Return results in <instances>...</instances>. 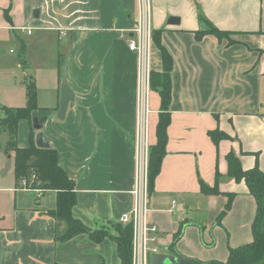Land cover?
I'll list each match as a JSON object with an SVG mask.
<instances>
[{
	"label": "crops",
	"instance_id": "obj_1",
	"mask_svg": "<svg viewBox=\"0 0 264 264\" xmlns=\"http://www.w3.org/2000/svg\"><path fill=\"white\" fill-rule=\"evenodd\" d=\"M148 6L150 71L140 99L138 62L127 46L138 20L137 0H0V44L2 32L13 38L26 32L21 53L30 47L44 56L45 42L57 36L56 84L53 79L41 92L23 74L34 84L49 145L74 182L72 216L94 229L120 221L132 206L138 116L149 147L156 140L160 96L151 74L161 73L163 62L152 33L160 31L172 68L165 152L148 190V219L157 227L152 244L155 253L225 261L229 248L253 241L256 213L244 180L228 175L226 155L232 152L244 170L257 163L264 173V0H148ZM171 16L179 23L168 24ZM206 21L231 32L234 42L210 33L196 40ZM0 60V66L13 65L7 73L14 80L23 64L36 63L32 57ZM63 81L74 96L59 119ZM10 95L7 102L15 105L3 104L0 115L3 106L27 103V89ZM214 129L228 138L215 144L209 135ZM0 130L6 139L0 154V264H117L116 243L109 238L94 242L82 233L56 240V221L46 214L56 207V191L15 182L8 134ZM35 133L31 117L21 119L17 147H27ZM201 184H216V193L203 192ZM260 228L264 233V215Z\"/></svg>",
	"mask_w": 264,
	"mask_h": 264
},
{
	"label": "trees",
	"instance_id": "obj_2",
	"mask_svg": "<svg viewBox=\"0 0 264 264\" xmlns=\"http://www.w3.org/2000/svg\"><path fill=\"white\" fill-rule=\"evenodd\" d=\"M207 28L195 31L196 40H201L205 34H213L218 39L225 38L227 44L234 42L230 38L231 32L220 30L212 23L206 21ZM160 31L152 33L154 43L161 51L163 71L151 74V87L158 91L160 96V113L156 125V140L150 145L148 161V190L153 187L154 178L158 172L161 158L165 152L166 127L169 123L168 106L170 102V77L172 59L166 49L160 44ZM38 109L36 105V91L34 84L30 82L27 88V103L23 107L3 106L0 115V125L8 134L7 152H13V173L15 182L21 184L23 180L27 185L37 187L42 184L40 191H56V207L46 211L53 217L57 224L56 240L64 241L77 234L85 233L94 242H100L109 238L116 243V251L119 262L117 264H131L132 258V225L121 221L100 224L97 228H89L80 220L72 216V207L76 203L74 182L67 176L58 164L56 150L49 148H37L33 141L25 148L17 147L16 135L18 122L21 119L30 120L31 113ZM41 123L43 119L39 120ZM213 142L218 145L221 139L228 138L223 131L214 129L209 132ZM228 163V175L236 181L244 180L250 194L256 201V213L252 222L253 241L228 250L225 261L210 260L203 262L195 260L196 264H264V233L261 231V222L264 215V173L258 168L257 163L247 170L242 169L239 159L229 152L226 155ZM216 184L210 187L201 184V190L205 193H216ZM177 239V237L175 238ZM174 239V241H175ZM173 248V244H172ZM174 251V250H173Z\"/></svg>",
	"mask_w": 264,
	"mask_h": 264
},
{
	"label": "built area",
	"instance_id": "obj_3",
	"mask_svg": "<svg viewBox=\"0 0 264 264\" xmlns=\"http://www.w3.org/2000/svg\"><path fill=\"white\" fill-rule=\"evenodd\" d=\"M138 20L134 28V37L128 43V49L136 55L138 62V94L143 98L148 86L150 71V14L148 0H137ZM142 104L139 105L140 114ZM142 116V115H140ZM135 141V173L131 190L132 206L120 217L123 223L132 225V258L131 264H149L150 254L157 252L152 244L156 239L157 227L148 220V133L145 123L138 116ZM26 186V181L21 182ZM39 191V189H34Z\"/></svg>",
	"mask_w": 264,
	"mask_h": 264
},
{
	"label": "rangeland",
	"instance_id": "obj_4",
	"mask_svg": "<svg viewBox=\"0 0 264 264\" xmlns=\"http://www.w3.org/2000/svg\"><path fill=\"white\" fill-rule=\"evenodd\" d=\"M3 35L1 37L0 44V58L3 60H6L9 63V60L13 58L16 62H19L24 59L27 60L28 57L34 59L36 63H30V64H23L21 69H17L16 71V79L14 80V76L8 74L9 68L13 67V65L9 66H0V107L4 105H15L10 104L7 101L10 100V94L18 93L21 89H27V85L29 83V79L25 78L24 74H28L35 79L37 82L40 91L43 92L44 88L47 86H50L51 83H53V79H55V84L57 82V70H58V64H57V56L56 54L59 51L58 46V38L56 35H50V38L45 42L46 44V54L44 56L36 55V51H32V48L29 47V49H26L25 52L21 53V39L20 37L24 39H28L29 35L24 32L21 33V31H17V36L19 38H13L11 35H7L6 32H2ZM35 35V34H34ZM9 40V41H7ZM34 53V54H33ZM34 56H33V55ZM20 55L23 57L21 58ZM32 55V56H31ZM20 57V59H19ZM2 61L0 60V65ZM5 62V63H7ZM20 70V71H19ZM18 72V73H17ZM22 73V74H21ZM24 73V74H23ZM20 76V77H19ZM24 81V84H21V82ZM15 97H18V94H14ZM23 105V104H20ZM5 135L0 130V154L3 156L4 153V142H5ZM149 144V142H148ZM150 154V147L148 150V157ZM149 220V219H148ZM198 237L200 238V232L197 233ZM191 247L194 246L193 243L189 244ZM167 249V248H166ZM150 264V259H149Z\"/></svg>",
	"mask_w": 264,
	"mask_h": 264
},
{
	"label": "water",
	"instance_id": "obj_5",
	"mask_svg": "<svg viewBox=\"0 0 264 264\" xmlns=\"http://www.w3.org/2000/svg\"><path fill=\"white\" fill-rule=\"evenodd\" d=\"M168 24H178L179 18L171 16L167 20ZM73 92L70 89L68 83L63 81L60 87V98H59V107L56 113L57 118L63 119L68 107L69 102L73 100ZM31 123L33 129L36 130L34 135V143L38 148H49V142L42 130V123L39 121L37 112L33 111L31 114ZM9 158V157H8ZM10 165V160L6 163V168ZM38 188H42V184H38ZM150 264H195L191 259H188L181 254H170V253H154L151 256Z\"/></svg>",
	"mask_w": 264,
	"mask_h": 264
}]
</instances>
